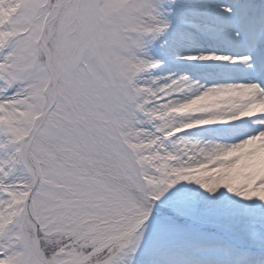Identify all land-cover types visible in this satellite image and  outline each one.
I'll return each mask as SVG.
<instances>
[{
	"label": "snow or ice",
	"instance_id": "snow-or-ice-1",
	"mask_svg": "<svg viewBox=\"0 0 264 264\" xmlns=\"http://www.w3.org/2000/svg\"><path fill=\"white\" fill-rule=\"evenodd\" d=\"M0 264H264V0H0Z\"/></svg>",
	"mask_w": 264,
	"mask_h": 264
}]
</instances>
